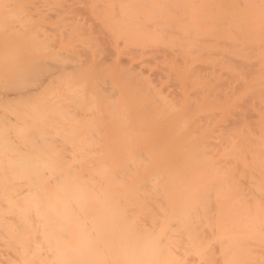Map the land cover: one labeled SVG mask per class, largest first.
Segmentation results:
<instances>
[{
	"label": "bare ground",
	"instance_id": "6f19581e",
	"mask_svg": "<svg viewBox=\"0 0 264 264\" xmlns=\"http://www.w3.org/2000/svg\"><path fill=\"white\" fill-rule=\"evenodd\" d=\"M153 1L138 0L154 9V12L149 10L141 12L134 1L125 0V7L117 8L119 10L115 11L118 18L114 21L121 29L125 27L127 21L131 22L133 26L127 29L128 33L137 34L145 29L147 45H154L158 40L157 29L148 28L154 24L160 25L158 30L161 31L162 37L159 42L167 47L179 48L181 45H190L192 42L194 44L198 40L196 47H192L196 53L201 46V40L217 41L214 46H218L219 51L214 52V55L222 54L224 58L232 62L241 63L240 66H244L243 69H245L251 64L249 60L247 64L244 63L246 58L255 54L259 58L253 61L252 66L264 71L262 62L264 51H260V48L264 50V18H257L261 26V43L257 44L251 42L253 32L252 24H250L256 17L246 16L245 11L238 12L234 7L227 8L225 16H213L212 11L208 10L211 8L214 12L222 8L221 4L233 5L236 0H193L197 2L196 16L194 12L186 13L181 9L183 4L192 5V1L164 0L154 3ZM237 1L242 5L249 2V0ZM11 3V0H2V2L0 0V5L9 6ZM4 14V12L1 13L3 20L0 22V30L5 34L6 39L0 37V45L10 41L13 47H8L6 52L0 49V66L11 70V67L7 65L12 64L16 69L17 64L14 60H24L25 56H29L35 59L34 63H40L44 68L42 71L35 70L32 73L25 72L22 68L16 69V76L19 79L23 78L27 81L33 77L38 78L42 73L46 74L47 69H51V72L46 74L48 77L62 78L68 75L63 70V62L66 58L73 59L77 51L68 54L60 50L53 56L58 57L57 60L36 57L31 46L28 47L26 55L22 54L18 46L25 43L17 32L20 31L18 23H14L15 20H13L18 12L10 10L9 17ZM231 18L234 22L230 28L236 33L235 38L228 40V34L218 38H216L217 35H209L215 29H220L217 27L221 22L227 23ZM200 21L206 23L207 27H202ZM97 23L103 28L108 26V23L103 20ZM240 26L245 29H241ZM12 28L14 31L17 30V33H12ZM42 31H46L45 26ZM104 31L111 35L110 30ZM217 32L221 33V31ZM30 40L32 43L36 42L33 35ZM138 45L139 49H142L145 43L140 41ZM242 45L251 49L252 53H244L239 48ZM225 46L230 47L231 50H227ZM16 50L17 52L14 53ZM110 51V57L117 53L114 49ZM232 53L243 57L235 58ZM205 54L207 53H202V55ZM190 57L191 54H188V58ZM102 61L103 59L100 63ZM219 63L220 61H216L217 65ZM108 69L111 70V67ZM72 70L78 71L80 66L73 65ZM133 71H135L134 68L131 72ZM227 72L233 74L235 70ZM81 74V78L86 75L83 72ZM2 79L3 76L0 75V80ZM251 79L253 80V77ZM240 83L248 84L246 81H240ZM68 84L69 90H73ZM110 85L115 87L111 81ZM1 86L0 84V94L5 92V88ZM250 87L249 97L256 94L264 95V78L251 83ZM116 91L114 90L113 93ZM228 98L231 99V97ZM196 101V104L203 102L201 98H197ZM6 103L17 108L16 103ZM78 103L77 98L66 99L52 106L51 111L63 115L59 106ZM258 103L260 107H264L262 102L258 101ZM30 106V110L34 111L36 105L30 104ZM197 108L201 110L200 107L197 106ZM23 111L24 119L26 116H32L29 110ZM231 112L235 110L232 109ZM253 113L256 123L262 125L260 114L256 111ZM211 114L215 113L211 112ZM16 115L19 114L16 112L14 115H0V136H6L0 143V155H5L0 157V169L3 172V176L0 175V185L3 187L0 188V264H264V209L255 202V198H262L264 194V189L261 187L264 183L262 175L264 170L256 172L255 175L259 177V180L241 182L237 175L224 178L216 168L212 170V173L219 177H211L204 186H193L186 190L185 187H178L184 166L189 164L184 162L180 155L185 147L179 149L178 145H175L168 149L167 146L161 145L167 140H162L157 145L151 146L148 151L141 150L140 154L135 155L136 147L134 146L138 142H143L140 133L135 141L127 139L124 144L119 145L115 153L113 148L116 146L113 144L117 143L125 132H117L116 139H105L96 129L83 133L79 138V141H85L84 137L90 134L95 140L88 141L94 145L98 143L94 146V152L106 156V158L99 157L97 166L94 162L90 167L93 170L96 169V184L93 182L89 187L79 183L75 185L67 183L64 191L70 195L64 197L61 194L62 190H50L46 186L47 181L54 183L57 179L46 170L47 168L53 167L56 161H61L63 158L67 161H69L68 158L74 160L72 148L65 147L68 153L63 154L60 152L61 144L56 143V138L62 140L64 135L56 137L55 134H49L45 130V127L54 126L59 121L50 118L47 114H40L37 117L40 123L34 124L40 130V135L26 138V129L21 121L15 120ZM84 120L87 121V117ZM187 120L186 117L181 127ZM7 122H13L19 133L18 138L12 136V130L8 128ZM60 124L63 122L61 121ZM263 126L258 128L261 134ZM76 129L75 126L68 133L70 143L74 142L72 136L76 133ZM102 132L106 134L104 129ZM182 136L183 134H180L177 140H181ZM25 139L40 152L49 156L54 154V157L43 163L39 162L40 164L38 161L32 162L27 156H22L20 161L13 159L10 155L11 151L20 152L22 155L26 152V146L22 144ZM42 140L48 141L47 144L51 146L52 153L46 151L45 146L41 145ZM253 140L259 147L264 144L261 138ZM100 143H102L101 146H99ZM199 143L202 144L203 141ZM259 147L256 149L264 153V148ZM78 149L83 150L81 146H78ZM127 150L131 152L127 153L126 157H121ZM197 150L201 151L199 146ZM232 151L238 152L237 149ZM77 156L83 159L90 155L87 153L85 156L80 154ZM236 161H239L238 157ZM16 163L23 165L28 172L16 171L13 167ZM213 163L212 166H215L217 162ZM239 164L245 166L242 162ZM258 165L264 168L261 162H258ZM212 166L210 162V168ZM115 167L118 171L112 170ZM67 173L77 181L71 167ZM209 173L206 172L207 175ZM86 174L83 172L82 178ZM32 179L36 180V185L32 183ZM252 182L258 185L252 187L250 186ZM8 183H12L13 186L4 190ZM117 184L121 188H117L115 186ZM244 189L253 195L247 197ZM7 194H11L14 198H9ZM17 196L23 198V205L16 201ZM132 197L136 200H129ZM87 200H90L92 204L87 203ZM244 200L247 201L244 202ZM23 227L30 229V232H25Z\"/></svg>",
	"mask_w": 264,
	"mask_h": 264
},
{
	"label": "rangeland",
	"instance_id": "374dc122",
	"mask_svg": "<svg viewBox=\"0 0 264 264\" xmlns=\"http://www.w3.org/2000/svg\"><path fill=\"white\" fill-rule=\"evenodd\" d=\"M11 1L9 6L0 5V22L3 20L1 13L4 12V15L9 17L10 10L18 12L13 20H15L14 23H18L20 31H14L12 28L11 32H18L22 36L21 40L23 38L25 44L18 46V50L22 54L26 55L28 47L31 46L36 57L57 60L58 57L54 58L53 56L60 50L68 54L77 51V54L73 56L75 61L66 58L63 62V70L68 75L62 78L48 77L46 74L50 73L51 69H47L46 74L42 73L38 78L33 77L27 81L23 78L19 79L16 76V71L20 68L31 73L35 70L42 71L44 68L42 64L34 63L35 59L28 55V57L25 56L24 60H14L17 64V70L12 64L7 65L11 67V70L0 66V75L3 76L0 84L1 87L5 88V92L0 94V115H14L17 112L19 115H16L15 120L21 121L26 129V138H30L33 135H40V130L34 126L35 123H40L37 117L40 114H47L50 118L57 119L59 123L45 127L46 132L55 134L56 137L64 135L62 140L56 138V143L61 144L60 152L67 154L68 151L65 149L67 146L74 150V160L68 158L69 161H67L63 158L61 161H56L51 168L46 169L42 166L57 177L54 183L46 182L48 189L62 190V196L69 197L70 194L64 191L67 183L71 185L79 183L89 187L92 186L93 182L96 184V169L93 170L90 167L94 162L97 166V159L99 157L106 158V156L94 152V146L98 143L94 145L88 141L90 139L95 140L90 134L84 137L85 141H79L83 133L96 129L105 139H116L117 132H125L118 142L113 144L116 146L113 148L114 151L127 139L135 141L136 136L140 133L143 142H138L134 146L136 147L135 155L141 150L148 151L151 146L157 145L162 140H167L161 145L167 146L168 149L175 145H178L179 149L185 147L180 155L184 162H189V164L184 166L178 187H185L186 190L193 186H204L211 177H219L212 173V170H216V168L220 175L223 174L224 178L237 175L241 182L259 180L255 174L264 170L258 165V162L264 164V153L256 149L259 146L253 139L261 138L262 143H264V126L262 127V134L258 131V128L264 125V107H260L258 103L260 101L264 105V95L256 94L249 97L250 84L264 78V71L252 66L253 61L259 56L249 55L244 63L247 64L249 60L250 67L243 69L244 66H240L241 63L232 62L224 58L222 54H213L219 51V47L214 46L217 41L201 40V46L196 53L192 47H196L198 40L194 44L192 42L190 45H181L179 48L167 47L159 42L162 37L161 31L158 30L159 24L148 27L157 29L158 40L154 45H147L145 29L137 34L128 33L127 29L133 26L131 22L127 21L125 27L121 29L118 23L114 21L118 18L115 11L119 10L117 8L125 7V0ZM132 1L136 3L135 6L139 11L154 12V9L145 2ZM158 1L164 0H154L153 3ZM191 1L195 2L197 6L196 1ZM258 1L261 12L259 16L254 17L256 19L264 18V0H249L244 5L236 0L233 5L223 3L221 6H223L222 8L235 6L245 9L252 8L253 3ZM65 3L67 4L65 5ZM128 13L130 14V12ZM13 20L11 21L12 24ZM101 20L108 23V26L104 28L110 30L111 35L98 25L97 22ZM25 21L27 23H24ZM232 22H234L233 18L227 23L221 22L217 27L229 26L225 33L229 35L228 40L237 36L230 28ZM138 24L141 26L140 23ZM200 24L202 27H207V24L202 21ZM44 26L46 31H42ZM240 27L242 28V26ZM222 34L216 30L209 33L210 36L217 35L216 38ZM32 35L36 41L34 43L30 40ZM0 37L6 39L1 30ZM140 41L145 43L142 49H139L138 42ZM8 47H13L10 41L0 45V49L5 52ZM26 47L27 49H25ZM225 48L231 50L230 47L225 46ZM239 48L244 53H252L251 49L245 48V45L239 46ZM111 49L117 53L116 55L112 53L113 56L110 57ZM260 51L263 52V48H260ZM88 53L89 57H87ZM202 53L207 54L202 55ZM188 54H191L190 58H188ZM232 55L235 58L243 57L233 53ZM109 57L110 59H107ZM101 59H103L102 63H100ZM122 60L123 63L121 64ZM216 61H220L219 65L216 64ZM262 62L264 63V57ZM73 65L80 66V70L73 71ZM109 67L111 70L108 69ZM133 68L135 71L131 72ZM230 70H235V73L228 74L227 71ZM82 72L86 75L81 78ZM110 81L115 87L109 86ZM240 81H246L248 84L243 85ZM67 83L73 90H69ZM114 90L115 93H113ZM74 98L78 99V104L59 106L63 115L51 111V107L57 103ZM197 98H201L203 102L196 104ZM6 102L16 103L17 108L11 107ZM30 104L36 105L34 111L30 110ZM197 106L201 110H198ZM26 109L30 111L32 116H26L24 119L25 112L23 110ZM232 109L235 112L232 113ZM253 111L260 114L262 125L256 123ZM211 112L215 114L212 115ZM85 116L88 122L84 120ZM186 117L188 120L181 127ZM100 120L103 122L102 124ZM61 121L63 124H60ZM7 125L12 130V136L18 138L19 133L13 122ZM75 126L77 128L76 133L72 136L74 142L70 143L68 133ZM102 129L106 131V134L102 132ZM180 134H183L182 139L177 140ZM5 138V135L0 136V143ZM147 141L149 143H146ZM201 141H203L202 144L199 143ZM47 143V140L41 141V145L45 146L46 151L52 153V148ZM22 144L26 146V152L22 155L20 152L11 151L10 155L13 159L20 161L22 156H27L32 162L43 163L54 157V154L49 156L40 152L27 139ZM101 145L102 143L99 144V146ZM78 146H81L83 150L78 149ZM198 146L201 151L197 150ZM262 147L264 148V144ZM232 149H237L238 152L235 153ZM129 152L131 151H125L121 157H126ZM87 153L90 156L83 159H79L77 156L79 154L85 156ZM115 153L117 152L115 151ZM3 156L5 155H0V157ZM237 157L245 166L236 161ZM210 162L211 166L213 162L217 163H213L215 166L210 168ZM75 165L78 167H73ZM13 167L20 173L21 171L28 172V169L19 163L14 164ZM70 167L77 177V181L68 175L67 170ZM117 167L112 170L117 169L115 171H118ZM83 172L87 174L82 178ZM206 172L210 173L207 175ZM246 173L252 174L247 175ZM0 175L3 176L1 169ZM262 175L264 176V174ZM32 183L37 184L35 179H32ZM257 185L254 182L250 183L252 187ZM12 186V183H8L4 190ZM115 186L121 188L118 184ZM261 187L264 189V183L261 184ZM0 188H3L2 185ZM243 191L247 192V197L253 195L247 189ZM7 195L9 198L13 197L11 194ZM15 199L20 205H23L21 196H17ZM129 200L135 201L136 198L132 197ZM246 201L244 200V202ZM255 202L264 209V194H262V198H255ZM87 203L92 204L90 200H87ZM23 230L30 232V229L25 227Z\"/></svg>",
	"mask_w": 264,
	"mask_h": 264
},
{
	"label": "crops",
	"instance_id": "0c3cea01",
	"mask_svg": "<svg viewBox=\"0 0 264 264\" xmlns=\"http://www.w3.org/2000/svg\"><path fill=\"white\" fill-rule=\"evenodd\" d=\"M185 1H187V0H185ZM189 1H191V0H189ZM195 7H196V4H195V2H193V4L192 5H189V6H186V4H183V6L181 7V9H183V11L186 12V13H193L194 12V16H196V14H197L196 11L198 12V10L196 8V11H195ZM233 7L238 12H244L245 11V15H253V16L258 15L259 16L260 15V12H261V7H260V2L259 1L253 3L252 8L248 7V8H245L244 9V8H237L235 6H233ZM227 8H232V7L219 8L218 10H216L214 12H213V9H211V8H209L208 10L209 11H212L211 14H214V15H223V14H226ZM195 22L193 23L194 26H195ZM250 24H252L251 25V31L253 32V40H252V42H255L257 44H260L261 43V28H260L261 26H260V24L258 22V19H253V22L250 23ZM225 26L227 28L226 27H220V29H215L216 31H221L223 33L222 35H220V37L224 36L225 33L228 30V27L229 26L228 25H225ZM241 29H245V27H242Z\"/></svg>",
	"mask_w": 264,
	"mask_h": 264
}]
</instances>
